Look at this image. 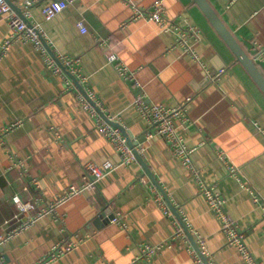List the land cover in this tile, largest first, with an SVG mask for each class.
<instances>
[{"label":"crops","instance_id":"1","mask_svg":"<svg viewBox=\"0 0 264 264\" xmlns=\"http://www.w3.org/2000/svg\"><path fill=\"white\" fill-rule=\"evenodd\" d=\"M48 1L31 6L32 20L41 24L54 52L80 59L83 84L135 142L142 143L148 167L186 217L193 236L205 240L211 263L247 264L228 243L220 218L191 170L162 136L144 135L152 127L137 107V88L121 77L109 55L116 53L136 71L149 100L166 107L187 102L191 121H177L179 133L195 148L194 161L203 178L223 192L227 210L264 264L263 210L217 155L223 149L227 164L236 166L242 180L264 198V92L201 6L195 0H162L172 19L200 30L191 38L196 60L175 45V31L134 17L137 9L151 8L156 0H76L49 20L42 14ZM12 2L23 7L24 0ZM209 2L251 56L261 53L256 62L264 73V0ZM9 35L8 18L0 16V43ZM213 75H218L216 80ZM16 122L13 129L3 131ZM89 161L117 164L122 153L66 89L61 75L47 67L34 43L14 41L0 62V231L18 209L12 201L16 192L25 199L39 198L40 205L49 203L63 196L69 185L82 184ZM151 184L155 182L139 160L119 165L97 189L63 203L58 209L61 216L47 214L8 239L0 264H37L62 240L78 244L48 264H196L189 243L181 237L151 260L139 255L140 243L154 245L171 238L174 217L178 219L175 213L168 217L156 203ZM101 214L99 226L94 219ZM109 214L121 222L108 221Z\"/></svg>","mask_w":264,"mask_h":264},{"label":"built area","instance_id":"2","mask_svg":"<svg viewBox=\"0 0 264 264\" xmlns=\"http://www.w3.org/2000/svg\"><path fill=\"white\" fill-rule=\"evenodd\" d=\"M40 0H24L22 14L15 9V7L8 0H0V16H6L8 18L10 26V35L5 38L0 43V62L8 54L10 45L14 41H32L35 47L42 53L44 61L47 67L53 69L56 73L61 75L63 78L66 89L72 91L77 101L80 105L87 111L91 118H94L97 122L103 135H105L110 142L114 145L115 149L122 153V162L114 164L111 161H106L103 164L98 165L95 162L89 161L85 164L83 182L80 185L71 184L68 186L66 193L56 200L49 201L44 205L41 203L39 198H28L22 197L20 192H16L12 196V201L16 204L18 208L15 215L5 220L3 223L4 229L0 231V260L4 261L1 252L2 245L10 238L16 236L17 233L29 229L35 224V222L41 217L54 213L59 216L60 213L58 209L65 203L68 199L83 193L85 190H95L99 181L109 174L110 172L116 170V168L121 164H129L138 160V154L143 155L144 146L142 143H138L132 147L127 137L123 134L121 128L116 124L115 120L109 113L104 102H102L96 95L94 91L88 89L84 83L86 80L85 75L82 72V67L80 65V59L75 56H71L65 53H53L48 48V41L46 38V33L43 32L42 26L39 22L32 20L31 6ZM76 0H49L42 7V14L46 19H52L56 14L60 13L61 10L65 9L69 4L74 3ZM130 2L131 0H124ZM134 17H142L147 21L156 22L163 30H173L176 33V46L183 47L184 50L189 53L194 59L199 60V56L195 47L191 43V38L198 35L200 30L195 26L186 25L185 23L172 19L165 11L162 0H156L151 8L147 9H137L134 13ZM26 18L30 20V23L26 21ZM79 27L82 31H86L87 27L84 21L79 22ZM50 46V45H49ZM51 47V46H50ZM261 53L258 54V56ZM110 61H115V66L121 75V77L130 83H133L137 88L135 94V100L139 112L144 119L147 120L149 125L152 127L147 130L144 134L146 137H151L152 135L159 134L162 136L171 151H173L176 158L185 166L188 167L193 175L195 181L200 185L201 193L205 195L206 200L209 202L210 207L216 213L217 217L220 218L222 226V232L227 236V241L229 244L235 246L243 259L247 264H262V262L255 257L253 252H251L247 241L244 230L239 225V222L234 218L226 208V197L218 190L215 184L208 183L201 173V169L197 167L194 161V147H190L185 137L179 133L177 121H181L183 124L191 121V117L188 115L187 102L177 106H165L153 102L148 99V94L140 82L136 71L131 70L129 66L125 65L119 60L116 53L109 55ZM67 67L72 73L79 84H82L85 91L79 87L72 76L66 71ZM210 76V73H209ZM218 75H213V79H217ZM19 122L14 123L8 128H4L3 131H8L13 129ZM218 158L226 162L231 175L239 178L243 186L249 190L253 196L255 203H258L263 210L264 217V198L258 189L253 188L248 183L244 182L239 175V170L236 166L227 164L226 152L223 149L218 151ZM19 164H24L22 160ZM35 184H38L36 179H33ZM151 188L154 190V200L158 203L164 213L168 217H174V212L167 202L164 193L158 188L157 185L151 184ZM23 189L28 190V186H24ZM181 214V213H180ZM61 216V215H60ZM182 219H184L187 227L189 223L182 214ZM61 218V217H60ZM175 220V231L166 241L157 244L150 243H140L139 255L147 260H151L154 255L164 247H171L176 239L183 238L187 243H189V250L193 254L196 264H208L205 257L208 258L210 264V256L205 245V240L202 237L195 238L199 249L195 247L190 237L187 236L184 226L181 221ZM114 222H121L118 216L112 218ZM190 229V227H189ZM191 231V230H190ZM77 242L73 240H62L51 247V250L42 257L37 264H48L51 261L58 259L60 256L68 253L77 246Z\"/></svg>","mask_w":264,"mask_h":264},{"label":"water","instance_id":"3","mask_svg":"<svg viewBox=\"0 0 264 264\" xmlns=\"http://www.w3.org/2000/svg\"><path fill=\"white\" fill-rule=\"evenodd\" d=\"M8 1H10L11 4L22 14L23 7L15 6V4H13L12 0H8ZM195 1L197 2L198 5L201 6L202 10L207 14V16L209 17L210 21L214 25V27L219 30V32L221 33V35L225 39L226 43L228 45H230V47L232 48L234 54L237 57V60L243 63V65L248 70L249 74L252 76L253 79H255L257 81L258 85L261 87L262 91L264 92V73L261 70V68L259 67L258 63L256 62V59L258 58V55L251 56L248 53V51L244 48V46L240 44V42L238 41L236 36L233 34V32L226 26V24L224 23L222 17L220 16L219 12L215 11V9L213 8V6L209 2V0H195ZM26 21H28L30 23V20L28 18H26ZM48 48L53 53V55H55L54 50H52V48L49 45H48ZM63 67H65V66H63ZM65 69L72 76V78L76 81V83L79 85V87L82 88L85 91V88L83 87V85L79 84V82L77 81L75 76L72 73H70L69 69L67 67H65ZM116 124L121 128V130L123 131V134L127 137L129 144L132 147H134L137 143L133 139L132 134L129 131H127V129L119 121H116L115 125ZM141 140H143V139H141ZM137 154H138V160L148 170V173L151 176V178H153V181L155 182V184L158 185L159 188L161 189V191L164 193L167 202H169V205L171 206L173 212L175 213L177 218L181 221L182 225L185 228V231H186L187 235L190 236V238H191L193 244L195 245V247L197 249H199V246L197 244L195 236H193V234L190 231L189 227H187L184 219H182V216H181L178 208L171 201V199L169 198L167 192L164 190L163 186L158 182V179L155 177V175L152 172V170L148 167L143 155L140 154L139 152H137ZM102 215L103 214L98 215L94 219V222L99 224V226H100V224H102L100 222V218H101ZM113 217H114L113 214H109V217L107 218V220L110 221V219H112ZM205 259L207 260L208 264H210L208 258L205 257Z\"/></svg>","mask_w":264,"mask_h":264}]
</instances>
